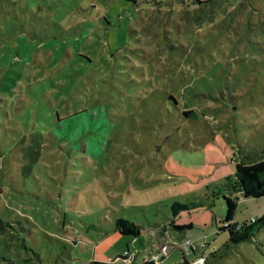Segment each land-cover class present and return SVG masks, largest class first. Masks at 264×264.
Masks as SVG:
<instances>
[{
    "label": "rangeland",
    "instance_id": "374dc122",
    "mask_svg": "<svg viewBox=\"0 0 264 264\" xmlns=\"http://www.w3.org/2000/svg\"><path fill=\"white\" fill-rule=\"evenodd\" d=\"M263 155L264 0H0V264H141L164 238L160 264H264V224L225 255L214 221ZM175 200L199 203L185 243Z\"/></svg>",
    "mask_w": 264,
    "mask_h": 264
},
{
    "label": "trees",
    "instance_id": "16d2710c",
    "mask_svg": "<svg viewBox=\"0 0 264 264\" xmlns=\"http://www.w3.org/2000/svg\"><path fill=\"white\" fill-rule=\"evenodd\" d=\"M185 114L193 115V111L191 109L184 110ZM224 189H228L229 194H223V200L225 204V213L222 220H216L214 215L215 225L217 227V231L227 230L228 231V242L237 243L243 240L250 239L253 235V232L257 230L261 225L264 224V213L258 217H255L254 221H250L247 223L243 221L240 225H236L232 219L236 212L238 197L236 193H240L244 197H262L264 196V155L257 159L252 160H244L241 159L235 163V172L233 180L226 179L224 182ZM199 205L197 202H191L190 204L183 203L180 201H173L170 204L172 218L170 224L174 227H179L180 229L190 228L193 226L192 221H183L179 224L176 222V217L179 216V212L181 210H186L188 212L189 206ZM14 223L10 220H4L0 217V233H4L9 231V228H13ZM114 229L118 233L122 235H132L137 237L141 233V225L135 223L134 221L127 220L124 217L117 216L114 219ZM165 230V225L163 227ZM11 237L13 233L9 231ZM26 250L30 248L24 246ZM190 249L194 247L189 246ZM34 257L37 260H40V256L38 252L32 250ZM129 252H120L117 253L115 259H125L129 257ZM30 259V257H29ZM24 260H27L25 258ZM110 260H114L111 258ZM186 259L179 263L185 264ZM85 264H110L109 261L91 259ZM141 264H153L152 261H147L146 259H142Z\"/></svg>",
    "mask_w": 264,
    "mask_h": 264
},
{
    "label": "crops",
    "instance_id": "0c3cea01",
    "mask_svg": "<svg viewBox=\"0 0 264 264\" xmlns=\"http://www.w3.org/2000/svg\"><path fill=\"white\" fill-rule=\"evenodd\" d=\"M236 195H237V197H238V203L239 202H241L240 200H242L243 199V201H245L246 203H248V205L249 204H251L252 202L251 201H249V199H248V197H244V196H240L241 194L240 193H236ZM247 198V199H246ZM255 204L256 205H259L258 204V202H255ZM264 204V203H263ZM237 206H238V204H237ZM236 213V212H235ZM263 214V213H262ZM258 216V215H257ZM251 217H256V216H252V215H250V217H249V219L251 218ZM213 218V217H212ZM233 221H237L236 219H235V214H234V217H233V219H232ZM175 223H177V222H175ZM177 224H179V223H177ZM193 227V226H192ZM192 227H190V228H192ZM174 228V230H177V231H179V232H177V233H175V234H173L174 235V238L175 239H178V241H181V243H184V242H186V240H187V232H188V229H190V228H185V229H180L179 227H173ZM226 230H221V231H217V229H216V232L217 233H219V234H221L222 232H225ZM208 233L206 234V232H204L201 236H206V239H209V236L210 235H213V231L212 230H208L207 231ZM211 232H212V234H211ZM164 233H165V230L161 233V235L163 234L164 235ZM226 239H225V241H223V245H222V249L221 248H219V251H221L223 254H227L228 252H229V250L231 251V250H233L234 248H236V244L238 243H230V242H228V234H227V236L225 237ZM159 241V239H157V242ZM163 241L164 242H167V239H163L162 240V242H159V243H163ZM158 243H156V245H157ZM207 244H208V242H207ZM211 244H208V246H210ZM174 247H178V245L177 244H174ZM157 248V247H156ZM179 248V247H178ZM193 250V249H192ZM150 251H154V250H152V248H150V250H148V252H150ZM144 256V255H143ZM145 257V256H144ZM143 257V258H144ZM96 257L94 256V257H92V259H95ZM142 258V259H143ZM98 260V259H97ZM100 260H102V259H100ZM104 261V260H103ZM107 262V261H106Z\"/></svg>",
    "mask_w": 264,
    "mask_h": 264
},
{
    "label": "built area",
    "instance_id": "2783aa9c",
    "mask_svg": "<svg viewBox=\"0 0 264 264\" xmlns=\"http://www.w3.org/2000/svg\"><path fill=\"white\" fill-rule=\"evenodd\" d=\"M249 220L250 221H254L255 217H251ZM185 246H186V248H189L188 244H185ZM168 247H169V243L168 242L159 243L157 245V248L154 251H150L149 255L145 256L144 259H146L147 261H152L153 264H160V262L166 256Z\"/></svg>",
    "mask_w": 264,
    "mask_h": 264
}]
</instances>
